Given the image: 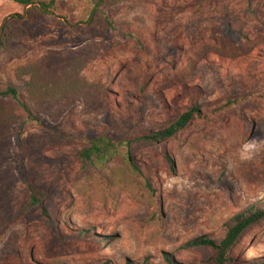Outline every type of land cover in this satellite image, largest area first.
<instances>
[{"label": "rangeland", "instance_id": "rangeland-1", "mask_svg": "<svg viewBox=\"0 0 264 264\" xmlns=\"http://www.w3.org/2000/svg\"><path fill=\"white\" fill-rule=\"evenodd\" d=\"M94 8L60 1L0 57V92L18 89L42 119L17 105L0 147V264H207L211 250L186 245L222 241L232 218L264 201V0H110L91 25ZM16 13L0 0V28ZM44 60L53 70L33 104L18 75ZM192 108L200 114L166 143L87 168L77 160L98 137L126 145ZM27 177L47 191L42 206L27 208ZM230 258L264 261V223Z\"/></svg>", "mask_w": 264, "mask_h": 264}, {"label": "trees", "instance_id": "trees-1", "mask_svg": "<svg viewBox=\"0 0 264 264\" xmlns=\"http://www.w3.org/2000/svg\"><path fill=\"white\" fill-rule=\"evenodd\" d=\"M12 1L21 5L24 8V13L13 14L5 18L3 21L0 28V57L12 50L11 47H14V45L18 42V38L21 37V33L25 30L26 25L39 27L43 22L49 21L53 18L56 15L55 13L58 3L62 0ZM92 1L95 3V8L88 20V22L92 21L91 25L95 23L93 18L98 12V9L110 0ZM106 24L110 27L113 26V23L108 21V19L106 20ZM52 70L53 69L48 60H44L38 65H31L20 69L18 78L26 83L27 90L32 98L33 104L39 100L36 98L35 88L38 86L42 87L37 82H42V80L45 79L44 77H46L49 72V74L52 73ZM17 105H20L23 108L30 121L41 122L42 120L32 113L29 106L23 101L18 89L9 87L6 91L3 90V92H0V147L3 146L4 142L11 140L13 130L20 122V119L16 117L15 114V107ZM199 114L200 110L198 108H192L169 127L157 132H151L138 139H129L126 142V145L124 142H116L107 136L98 137L94 139L87 148L80 153H77V160L83 165V167L87 168L91 165L102 163L110 158L122 155L121 153L123 147L130 149L135 143H141V145L143 144L147 146L166 143L170 139L176 137L179 133L186 130ZM0 155H3L4 157L3 150L0 151ZM165 160L173 166V162L170 157L165 155ZM46 161L52 163L51 160ZM127 161L131 164L134 170L140 171L131 150L127 153ZM26 182L27 208L31 209L42 206L44 200L48 197L47 191L45 189L38 188L30 177H27ZM263 223L264 201L248 208L244 212L232 218L227 225H225L227 228V235L222 241H218L211 237H202L192 243H189L186 247L189 249L200 248L211 250L212 255L209 259H207V264H231L230 254L234 247L243 239L250 229ZM166 262L167 264H179L176 263L172 257H167ZM251 264H264V261L254 262Z\"/></svg>", "mask_w": 264, "mask_h": 264}, {"label": "clouds", "instance_id": "clouds-1", "mask_svg": "<svg viewBox=\"0 0 264 264\" xmlns=\"http://www.w3.org/2000/svg\"><path fill=\"white\" fill-rule=\"evenodd\" d=\"M253 148H255V144L253 142H249V143L244 145V149H245L246 152L250 151Z\"/></svg>", "mask_w": 264, "mask_h": 264}]
</instances>
